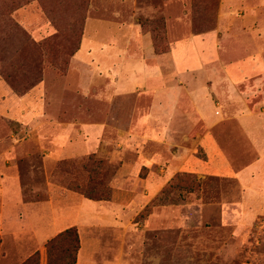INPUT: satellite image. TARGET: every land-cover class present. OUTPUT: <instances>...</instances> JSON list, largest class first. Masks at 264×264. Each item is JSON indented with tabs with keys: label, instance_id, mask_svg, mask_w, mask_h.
Returning <instances> with one entry per match:
<instances>
[{
	"label": "rangeland",
	"instance_id": "obj_1",
	"mask_svg": "<svg viewBox=\"0 0 264 264\" xmlns=\"http://www.w3.org/2000/svg\"><path fill=\"white\" fill-rule=\"evenodd\" d=\"M246 117L264 135V0H0L8 221L114 204L71 227L99 264H264V209L235 175L258 156ZM11 233L0 264L36 250L17 263Z\"/></svg>",
	"mask_w": 264,
	"mask_h": 264
},
{
	"label": "crops",
	"instance_id": "obj_2",
	"mask_svg": "<svg viewBox=\"0 0 264 264\" xmlns=\"http://www.w3.org/2000/svg\"><path fill=\"white\" fill-rule=\"evenodd\" d=\"M143 70L145 77L152 74L153 78L151 80L157 81V70L154 67L149 68L144 66ZM240 121L244 124L245 132L250 134V138L253 140L250 149L255 150L258 156L250 163L248 162L241 171L235 174L232 164L229 161L225 163L222 162L223 157L222 154H220L218 158L221 164L216 163L214 171L219 172L218 170L221 167L232 168L231 172L226 171L225 173L235 174L245 188L243 206H247V204L250 206L253 200L256 199L258 205L256 207L251 205L250 207L258 211L260 208L264 209V135H261L255 129L256 127L252 124V120L249 117L242 118ZM91 206H94L96 210H100L103 219L106 221L110 218L108 213L118 209V206L114 204L91 203L90 201H82L78 209H75V211L73 209L68 212L56 208L51 204H30L23 205L20 208L22 214L12 222L6 219V211L9 210V208L3 209L0 211V235L4 234L8 228L9 231L12 232V237L9 241L12 240L17 242L18 252L12 250L9 246L8 248L16 255L15 259H17V263H19V261L21 262L23 259L31 256L32 249L36 248L33 254L36 253L38 251L37 249L40 248L45 241L57 236L59 233L61 234V232L63 233L66 229H71V227L77 225H84L86 221L87 223L97 222L95 219L91 218L92 214H87V210ZM115 206L116 209H114ZM253 212L254 211L247 212V215L251 216L254 214ZM262 213H264V211ZM93 242L94 241L91 240L90 245V240H88L86 235V244L82 245L80 248L81 250H79L80 254H78L76 264H99L97 255H99L100 250L102 251L103 248L101 246L99 247V245H92Z\"/></svg>",
	"mask_w": 264,
	"mask_h": 264
},
{
	"label": "trees",
	"instance_id": "obj_3",
	"mask_svg": "<svg viewBox=\"0 0 264 264\" xmlns=\"http://www.w3.org/2000/svg\"><path fill=\"white\" fill-rule=\"evenodd\" d=\"M146 212L147 210L140 215V218L144 217ZM1 243L0 239V246ZM79 250L80 238L78 230L71 228L50 241L22 264H76Z\"/></svg>",
	"mask_w": 264,
	"mask_h": 264
}]
</instances>
